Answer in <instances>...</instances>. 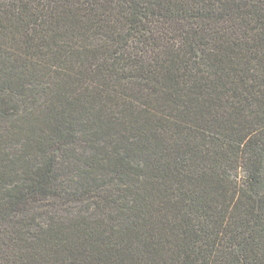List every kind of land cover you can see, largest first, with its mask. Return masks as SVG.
Returning a JSON list of instances; mask_svg holds the SVG:
<instances>
[{"label": "trees", "instance_id": "obj_1", "mask_svg": "<svg viewBox=\"0 0 264 264\" xmlns=\"http://www.w3.org/2000/svg\"><path fill=\"white\" fill-rule=\"evenodd\" d=\"M0 264H264V0H0Z\"/></svg>", "mask_w": 264, "mask_h": 264}]
</instances>
